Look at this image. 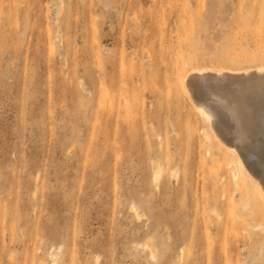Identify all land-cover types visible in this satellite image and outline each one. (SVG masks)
<instances>
[{"label": "rangeland", "instance_id": "1", "mask_svg": "<svg viewBox=\"0 0 264 264\" xmlns=\"http://www.w3.org/2000/svg\"><path fill=\"white\" fill-rule=\"evenodd\" d=\"M263 59L264 0H0V264H264L179 81Z\"/></svg>", "mask_w": 264, "mask_h": 264}, {"label": "bare ground", "instance_id": "2", "mask_svg": "<svg viewBox=\"0 0 264 264\" xmlns=\"http://www.w3.org/2000/svg\"><path fill=\"white\" fill-rule=\"evenodd\" d=\"M179 81L215 137L236 157L227 166L240 191L243 211L255 217L252 220L256 222L252 225L242 218L243 214L239 216L232 210L233 224L244 230L250 226L264 228V181L247 166L243 157L248 151L260 152L255 163L264 165V59L248 67L187 63ZM131 104L132 97L125 98V115L132 113ZM206 136L211 138L208 132ZM155 172L158 182L161 169ZM216 173L220 174L218 167ZM220 176L226 180L224 175ZM225 192L223 188V196ZM223 223L222 228L226 230L228 220Z\"/></svg>", "mask_w": 264, "mask_h": 264}]
</instances>
